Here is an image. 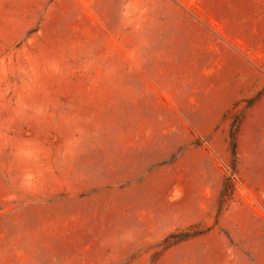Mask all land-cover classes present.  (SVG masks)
<instances>
[{"label":"rangeland","instance_id":"1","mask_svg":"<svg viewBox=\"0 0 264 264\" xmlns=\"http://www.w3.org/2000/svg\"><path fill=\"white\" fill-rule=\"evenodd\" d=\"M0 264H264V0H0Z\"/></svg>","mask_w":264,"mask_h":264},{"label":"trees","instance_id":"2","mask_svg":"<svg viewBox=\"0 0 264 264\" xmlns=\"http://www.w3.org/2000/svg\"><path fill=\"white\" fill-rule=\"evenodd\" d=\"M234 150H236V146L234 145ZM236 152V151H235Z\"/></svg>","mask_w":264,"mask_h":264}]
</instances>
